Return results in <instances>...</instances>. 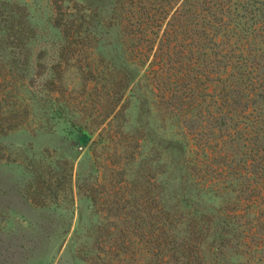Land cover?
I'll use <instances>...</instances> for the list:
<instances>
[{
    "label": "rangeland",
    "instance_id": "obj_1",
    "mask_svg": "<svg viewBox=\"0 0 264 264\" xmlns=\"http://www.w3.org/2000/svg\"><path fill=\"white\" fill-rule=\"evenodd\" d=\"M111 2L0 0L2 21L10 14L28 20L33 59L22 73L32 86L13 79L0 86L2 112L12 119L15 105L20 123L0 141V158H8L0 161V264H156L162 255L177 263L182 245L185 256L193 249L210 257L209 232L192 222L172 165L180 155L176 139L185 136L202 163L191 173L192 204L220 208L229 221L250 220L249 212L264 219V191L255 189L264 185V62L249 78L248 95L226 103L211 99L213 87L203 94L204 106L217 104L215 117L190 116L185 101L177 110L158 90L151 106L123 94L122 82L108 90L79 36H88L94 8ZM253 22L264 43V20ZM12 52L0 51V61L14 59ZM166 221V232L181 233V246L171 242L167 252L157 239ZM229 257L242 260L234 249Z\"/></svg>",
    "mask_w": 264,
    "mask_h": 264
},
{
    "label": "trees",
    "instance_id": "obj_2",
    "mask_svg": "<svg viewBox=\"0 0 264 264\" xmlns=\"http://www.w3.org/2000/svg\"><path fill=\"white\" fill-rule=\"evenodd\" d=\"M96 9L89 22L88 36L79 38L86 41L81 44H89L91 70L98 71L109 81L108 90L114 91L122 82L123 94L129 90L149 106L152 105L150 95L158 90L162 98L174 101L173 107L177 110H182L186 103L192 117L197 114L215 117L213 111L217 104L213 101L204 106L206 103L201 100L210 87L214 93L211 99L224 96L226 103L243 93L248 95L250 89L253 91L249 78L257 70L256 65L264 62V50L259 46L264 43L259 42L261 32L256 26L258 23L253 21L264 20V0H112L106 9ZM77 13L80 15L81 9ZM18 15L10 14L3 21L0 16V51H14V59L5 56L0 61V67L5 68H0V86L11 79L20 85L32 86L27 76H22L33 67V59L26 51L31 40L27 33L28 20L23 22V17ZM99 60L107 63L106 69L98 70L95 65ZM1 100L2 142L20 123L19 109L13 106L11 119L9 111L2 112ZM246 107L250 108L249 103ZM115 110L105 116L103 123ZM47 120V116L42 118L43 122ZM175 147L180 155L172 165L180 175V197L192 222H197L195 226H206L209 240L205 248L211 255L194 256L192 249L191 254L185 256L186 246L176 244L177 235L181 233L166 232L170 229L166 221L159 228L158 246L166 252L171 242L181 246V258H178L181 261L176 263L171 256L162 255L156 258V264H264V219L249 212L250 220L243 222L238 217L240 220L229 221L220 208L192 204L188 197L189 183L191 173L202 168L198 160L200 149H191L187 136L177 138ZM2 151L0 148V153ZM0 161H8V158L3 156ZM255 189L264 191V185L256 183ZM185 227L189 226L185 224ZM245 233L252 237L250 241ZM231 249L240 253L242 260L232 261Z\"/></svg>",
    "mask_w": 264,
    "mask_h": 264
}]
</instances>
